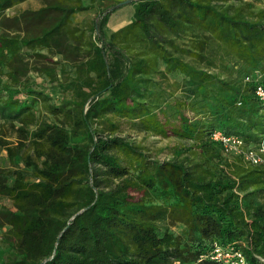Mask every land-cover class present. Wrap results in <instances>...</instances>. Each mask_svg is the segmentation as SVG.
I'll list each match as a JSON object with an SVG mask.
<instances>
[{
  "label": "trees",
  "instance_id": "1",
  "mask_svg": "<svg viewBox=\"0 0 264 264\" xmlns=\"http://www.w3.org/2000/svg\"><path fill=\"white\" fill-rule=\"evenodd\" d=\"M26 1L0 0V148L9 162L0 198L12 205L0 208L1 264H220L217 247L264 264V166L225 155L211 139L215 130L247 147L264 139V103L244 82L264 71V8L136 0L131 20L107 38L116 10L88 31L71 25L93 8L84 0H43L7 16ZM187 39L229 56L238 75L186 62L179 41ZM165 74L183 78V100L159 89ZM124 126L180 142L160 161Z\"/></svg>",
  "mask_w": 264,
  "mask_h": 264
},
{
  "label": "rangeland",
  "instance_id": "2",
  "mask_svg": "<svg viewBox=\"0 0 264 264\" xmlns=\"http://www.w3.org/2000/svg\"><path fill=\"white\" fill-rule=\"evenodd\" d=\"M136 0H84V4L86 6H92L90 10L79 12L72 18V27L79 28L84 31H88V28L92 25V23L97 21L98 14H102L104 11L113 12L108 20V25L106 28V37L117 29V26L121 23H125L129 20L130 16L133 13V5L131 3ZM244 2L254 3L255 9L264 8V3L262 0H243ZM43 5V0H28L22 4L15 6L14 8L7 11V16L15 15L23 10H32L38 9ZM88 25V26H87ZM87 37V34H86ZM179 45L181 47H185L189 50V53L184 55V60L191 64L207 68L211 72L221 75L224 78H228L230 73L233 76L238 75L237 71L240 68L233 63V60L226 56L219 49H205L204 52L197 51L195 49V44L192 40L187 39L186 41H179ZM191 53H199L202 58L199 59L196 54ZM198 55V54H197ZM54 61H60L64 64L65 68L68 71H72L71 65H69V61L56 56L53 58ZM37 59H31L32 68L39 67V64H36ZM207 63H213V66L207 65ZM209 66V67H208ZM163 69V68H162ZM30 77L41 85V88L44 89L47 93L53 94L52 86L46 81L43 82V79L38 75L37 72L31 71ZM157 81L159 82V89L163 90L167 95L168 100L174 103L177 100H183V78L179 75H161L157 77ZM54 87V86H53ZM189 116H192V113H188ZM3 122L0 120V136L3 130L2 128ZM125 127V135L129 136L133 142L146 147L150 153L158 160L163 161L167 160L171 157V148L178 144L180 141L174 138L171 139H161L151 136H145L144 134L136 133L130 130L127 126ZM127 127V128H126ZM7 131V136L9 141H15L14 137L9 128H5ZM9 167V162L7 159V153L0 148V168ZM2 206L12 207L11 202L7 199L0 198V208ZM182 225L181 223L170 225L172 231L178 233L181 232ZM5 230V229H4ZM0 231V264L4 260L6 249L4 247V243L2 242V234L3 231Z\"/></svg>",
  "mask_w": 264,
  "mask_h": 264
},
{
  "label": "built area",
  "instance_id": "3",
  "mask_svg": "<svg viewBox=\"0 0 264 264\" xmlns=\"http://www.w3.org/2000/svg\"><path fill=\"white\" fill-rule=\"evenodd\" d=\"M244 82L254 85L256 97L264 103V71L257 70L246 75ZM211 139L222 145L225 155L241 156L244 162L251 166H264V139L257 147H247L242 138L227 136L221 130H215ZM211 255V258L220 264H249L244 254L233 247H217Z\"/></svg>",
  "mask_w": 264,
  "mask_h": 264
},
{
  "label": "crops",
  "instance_id": "4",
  "mask_svg": "<svg viewBox=\"0 0 264 264\" xmlns=\"http://www.w3.org/2000/svg\"><path fill=\"white\" fill-rule=\"evenodd\" d=\"M131 18H132V15L130 16V18H129V20L127 22H125V23L123 22L120 25H118L116 30H118V29L122 28L123 26H125L131 20ZM116 30H114V31H116Z\"/></svg>",
  "mask_w": 264,
  "mask_h": 264
}]
</instances>
